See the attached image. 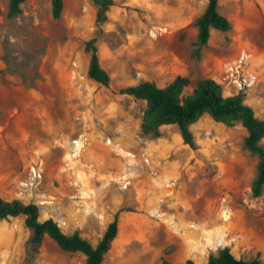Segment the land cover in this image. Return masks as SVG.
I'll list each match as a JSON object with an SVG mask.
<instances>
[{
	"label": "rangeland",
	"instance_id": "rangeland-1",
	"mask_svg": "<svg viewBox=\"0 0 264 264\" xmlns=\"http://www.w3.org/2000/svg\"><path fill=\"white\" fill-rule=\"evenodd\" d=\"M7 1L0 0V195L36 203L40 219L54 218L65 233L77 229L92 244L117 214L103 264H203L223 245L264 261V187L250 195L256 157L242 145L240 122L203 114L190 125L191 148L174 124L143 134L144 101L117 92L142 80L164 86L181 74L188 93L212 77L225 94L242 91L264 118V0H221L230 29L212 28L198 53L195 19L206 0H113L100 23L92 0H63L57 19L50 0H24L8 18ZM91 37L108 86L87 75ZM242 50L244 71L256 75L245 90L225 78ZM41 117L47 131L51 123L62 131L40 135ZM73 138L82 146L58 149ZM28 234L23 216L0 219V264L21 263ZM33 261L85 264V257L45 236Z\"/></svg>",
	"mask_w": 264,
	"mask_h": 264
},
{
	"label": "trees",
	"instance_id": "trees-1",
	"mask_svg": "<svg viewBox=\"0 0 264 264\" xmlns=\"http://www.w3.org/2000/svg\"><path fill=\"white\" fill-rule=\"evenodd\" d=\"M23 1L8 0L6 16L8 18L18 16ZM92 2L95 5V22L105 21L113 0H92ZM50 5L52 17L59 18L63 9V0H50ZM217 5L218 0H206L203 11L195 19L197 27L193 43L196 46L195 53H198L200 46L207 44L212 28L220 31L230 29L228 18L219 12ZM94 42L95 37H91L84 44L85 50L89 51L87 75L96 82L108 86L110 77L100 64ZM188 84L187 76L177 74L164 86H158L152 80H142L122 87L117 92L144 101L139 124L143 134L157 136L161 126L174 124L177 126L182 143L191 148H194L195 144L190 125L203 114L228 126L240 122L246 131L242 145L256 157L255 174L250 181V195L259 196L264 187V147L260 143L264 138V118L257 117L253 108L245 103L242 91L225 94L220 83L212 77L197 79L190 92L184 93ZM39 214V206L34 202H24L17 197L5 199L0 195V219L21 215L29 232L26 255L20 264H35L34 256L45 236L52 239L63 251L82 253L85 264H103L104 255L111 248L118 232L117 214H114L113 219L107 223L95 244L81 236L77 229L65 233L54 218L40 219ZM184 264H194V262L191 258H187ZM203 264H264V261L259 257V252L245 259L236 257L229 246L223 245L215 254H209Z\"/></svg>",
	"mask_w": 264,
	"mask_h": 264
},
{
	"label": "built area",
	"instance_id": "built-area-1",
	"mask_svg": "<svg viewBox=\"0 0 264 264\" xmlns=\"http://www.w3.org/2000/svg\"><path fill=\"white\" fill-rule=\"evenodd\" d=\"M245 54L244 51L233 61L229 62L225 68V78L237 89L245 90L256 80L253 72L244 71Z\"/></svg>",
	"mask_w": 264,
	"mask_h": 264
},
{
	"label": "bare ground",
	"instance_id": "bare-ground-1",
	"mask_svg": "<svg viewBox=\"0 0 264 264\" xmlns=\"http://www.w3.org/2000/svg\"><path fill=\"white\" fill-rule=\"evenodd\" d=\"M41 124H42V126H43V129L41 130V131H39L38 133L40 134V135H46V136H48V137H53V138H55L56 136H57V130L58 131H62V129H61V127H59V126H56V125H52V123H51V126H52V129L50 130V131H47L46 130V128H47V126H48V122L49 121H47V119L46 118H44V117H41ZM28 132V131H27ZM32 136H33V134H32ZM120 146H121V144H119ZM82 146V141L81 140H79V139H77V138H73V139H71L70 140V142H68V140L67 139H65V141H64V144L62 145V146H58V149L59 148H64L65 150H67L68 151V149H69V147H81ZM129 155H131V153H128ZM169 171H170V169H169ZM168 171V172H169ZM172 188V185H164V188ZM155 192V191H154ZM174 192V191H173ZM173 192L171 193H168V195H166V196H170V195H172L173 194ZM150 196V195H149ZM168 198V197H167ZM169 199V198H168Z\"/></svg>",
	"mask_w": 264,
	"mask_h": 264
},
{
	"label": "crops",
	"instance_id": "crops-1",
	"mask_svg": "<svg viewBox=\"0 0 264 264\" xmlns=\"http://www.w3.org/2000/svg\"><path fill=\"white\" fill-rule=\"evenodd\" d=\"M226 2H227V4L229 5V4H232L233 2H235L234 0H226ZM220 4H221V0H218V5H217V7H218V10H219V6H220ZM219 12H220V10H219ZM222 12H224V11H222ZM223 14V13H222ZM192 125V124H191ZM191 127V126H190Z\"/></svg>",
	"mask_w": 264,
	"mask_h": 264
}]
</instances>
